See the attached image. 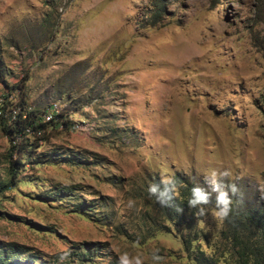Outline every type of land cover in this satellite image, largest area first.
<instances>
[{
  "label": "rangeland",
  "instance_id": "374dc122",
  "mask_svg": "<svg viewBox=\"0 0 264 264\" xmlns=\"http://www.w3.org/2000/svg\"><path fill=\"white\" fill-rule=\"evenodd\" d=\"M24 105L43 140L9 130ZM212 170L240 190L224 220L214 193L203 216L149 198ZM13 175L0 264L264 263V0H0V191Z\"/></svg>",
  "mask_w": 264,
  "mask_h": 264
},
{
  "label": "clouds",
  "instance_id": "9594fccd",
  "mask_svg": "<svg viewBox=\"0 0 264 264\" xmlns=\"http://www.w3.org/2000/svg\"><path fill=\"white\" fill-rule=\"evenodd\" d=\"M230 173L225 170L218 172L212 170L205 177L206 183L211 191H208L203 186L195 185L191 189V196L188 201V206L192 209H197V215L203 216L206 214V207L212 202V194H215V210L213 215L218 220L226 219L231 210L233 199L240 192L239 188L234 183H226L225 180ZM178 188V181L174 178H164L159 183H151L148 187L149 198H155L156 202L161 207L171 206L172 200L175 198V193ZM128 206L134 207L135 201L129 200ZM182 212V208L176 209ZM138 247V242L133 245ZM146 260H150L152 264H165V257L160 254L159 248H153L148 255L138 251H123L118 254L117 264H145Z\"/></svg>",
  "mask_w": 264,
  "mask_h": 264
},
{
  "label": "trees",
  "instance_id": "16d2710c",
  "mask_svg": "<svg viewBox=\"0 0 264 264\" xmlns=\"http://www.w3.org/2000/svg\"><path fill=\"white\" fill-rule=\"evenodd\" d=\"M164 10V7H162L161 11ZM160 12V11H159ZM164 12V11H163ZM15 122V126L12 129H9L10 131H14L16 134H20V135H27V132L29 130V133L34 136V137H38L39 134L41 136H43L44 134L47 133L48 130V125L47 123H42V121L40 119H38V116L36 115V113H34L33 111H26L25 109V105L22 107L20 113L18 114V116L16 117V119L14 120ZM39 140H43V138L45 137H38ZM23 148L19 147V150L21 151ZM16 184V179L15 176L13 175L12 181L11 183L4 185V187L2 188V190L0 191V198L3 195V193L5 191H9L13 188V186ZM194 185L187 187L186 189H183L181 191V197L182 199H173L171 202V205H173V203L178 202L180 203V205H186L188 206V201L190 199L191 196V189ZM194 213V212H193ZM172 220V219H170ZM263 229V233H264V228ZM242 244V243H241ZM247 251L251 252L252 248L251 246H248L247 248H245ZM257 251L264 253V234H263V241L260 242V245H258L256 247ZM252 254V253H251ZM254 255L257 256L256 253H254ZM207 263H205L204 261L201 262V264H213L212 261H210L209 259H206ZM248 264V262L246 263ZM254 264H259L258 261H255ZM262 264H264L262 262Z\"/></svg>",
  "mask_w": 264,
  "mask_h": 264
}]
</instances>
